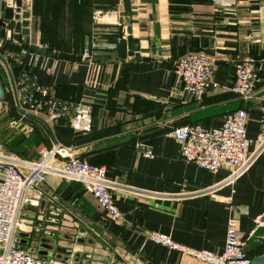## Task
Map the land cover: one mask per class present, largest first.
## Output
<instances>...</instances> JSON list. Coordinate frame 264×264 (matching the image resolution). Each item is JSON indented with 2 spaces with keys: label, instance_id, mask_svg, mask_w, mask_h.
<instances>
[{
  "label": "crops",
  "instance_id": "crops-1",
  "mask_svg": "<svg viewBox=\"0 0 264 264\" xmlns=\"http://www.w3.org/2000/svg\"><path fill=\"white\" fill-rule=\"evenodd\" d=\"M129 1L126 16L138 57L120 55L112 38L127 30L118 22L121 0H26L29 45L43 47L42 53L0 25V54L27 50L14 64L15 75L27 69L55 96L91 107L87 132L73 130L67 119L52 122L39 115L30 119L34 130L26 136L23 123L9 125L14 110L4 95L0 145L36 160L60 141L73 156L105 165L108 178L121 185L113 192L120 217L111 219L79 182L45 175L26 191L15 244L72 264H202L151 241L148 233L220 253L230 202L246 209L237 222L244 251L250 258L264 254L263 229L253 223L264 210V148L232 185L216 187L227 169L210 172L185 163L178 142L167 134L172 127L218 126L224 113L244 107L249 150L256 148L264 133V0ZM92 35L101 38L103 48L89 61L81 51ZM194 39H204L197 49L216 59V87L201 97L184 92L173 72L174 60L196 48ZM237 56L257 62L258 82L245 102L230 89ZM0 81L5 87L1 65Z\"/></svg>",
  "mask_w": 264,
  "mask_h": 264
},
{
  "label": "built area",
  "instance_id": "built-area-1",
  "mask_svg": "<svg viewBox=\"0 0 264 264\" xmlns=\"http://www.w3.org/2000/svg\"><path fill=\"white\" fill-rule=\"evenodd\" d=\"M260 10L264 15V6H260ZM98 16L99 13L95 11L94 21ZM126 34L127 30L120 37L116 34L115 40L126 39ZM102 48L99 38L92 35L84 44L81 57L92 61ZM26 51L24 48L4 50L0 54V65L6 76L4 95H8V104L14 110L9 125L15 127L23 123L24 134L30 136L34 130L30 119L44 115L52 122L67 119L75 131H89L90 106L73 104L55 96L27 69L21 68L15 75L12 71L14 64L20 61ZM215 64L216 59L209 54L191 50L174 60L173 72L184 92L193 97H201L216 87ZM232 64L233 81L230 89L243 102L248 101L258 82L257 62L251 57L237 56ZM247 119V110L241 107L224 113L218 126L192 124L172 127L167 134L178 142L179 154L185 163H193L199 169L210 172L226 168V178L216 187L230 186L252 166L264 148L263 133L256 148L249 150L251 140L246 135ZM262 123L264 125V119ZM145 154L150 155V151L146 150ZM47 174L79 182L111 219L120 217L113 192L121 185L107 177L105 165H96L73 156L71 147L60 141H54L49 148H44L36 160L21 158L0 145V264H72L53 256L39 257L15 244V232L26 191L36 182L42 181ZM227 210L225 241L220 253L187 247L156 231L149 232L148 238L202 264H250L251 258L244 251L242 233L237 228L238 218L246 213V209L237 208L228 202ZM253 223L255 229H263L261 238L264 239V210L254 217ZM109 264L121 263L117 261Z\"/></svg>",
  "mask_w": 264,
  "mask_h": 264
},
{
  "label": "water",
  "instance_id": "water-1",
  "mask_svg": "<svg viewBox=\"0 0 264 264\" xmlns=\"http://www.w3.org/2000/svg\"><path fill=\"white\" fill-rule=\"evenodd\" d=\"M26 0H13V4L9 3L7 0H0V25L12 32V36L16 40H20L21 36H25L24 45L28 46L32 51L44 52L43 47H34L29 45V13L26 11ZM130 11V1L121 0L118 5L119 13V25H125L127 28L128 37L126 39L114 40L117 45V49L120 55L127 54L129 56L138 57L139 44L136 38L131 35V19L126 16V13ZM122 31L117 32V36L120 37ZM205 45V40L194 39L191 45L198 47L199 45ZM4 88L0 81V100L4 97ZM250 264H264V254L255 256L251 258Z\"/></svg>",
  "mask_w": 264,
  "mask_h": 264
},
{
  "label": "trees",
  "instance_id": "trees-1",
  "mask_svg": "<svg viewBox=\"0 0 264 264\" xmlns=\"http://www.w3.org/2000/svg\"><path fill=\"white\" fill-rule=\"evenodd\" d=\"M112 38H114V40H115V38H116V31L113 33V37ZM101 38L99 37V40H100ZM193 50H198L197 49V47L196 48H193ZM169 129H167V131H168ZM79 132V131H78ZM10 152V151H9ZM81 158V157H80ZM107 171H108V169H107ZM107 177H108V175H107Z\"/></svg>",
  "mask_w": 264,
  "mask_h": 264
}]
</instances>
